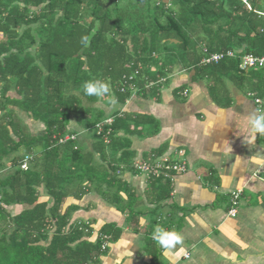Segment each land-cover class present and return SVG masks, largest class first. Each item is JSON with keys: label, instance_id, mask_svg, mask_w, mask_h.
Segmentation results:
<instances>
[{"label": "trees", "instance_id": "trees-1", "mask_svg": "<svg viewBox=\"0 0 264 264\" xmlns=\"http://www.w3.org/2000/svg\"><path fill=\"white\" fill-rule=\"evenodd\" d=\"M246 1L0 0V264H98L122 228L106 223L92 240V221H72L80 206L68 200L90 192L125 214L134 233L145 235L148 264H163L152 232L156 226L177 231L158 212L170 198L171 179L147 176L145 195L156 207L142 225L133 208L136 194L118 173L121 165L132 170L129 137L146 135L154 121L145 114L106 115L96 106L102 98L85 95L83 84L104 80L110 85L106 98L125 103L131 89L121 87L135 70L136 96L145 98L163 86L147 88L149 81L180 65L205 80L219 104L229 80L264 106V66L240 68L245 54L264 56V0ZM83 35L87 46L80 42ZM227 50L235 56L202 63ZM16 109L43 130L31 131ZM108 116L112 133L105 144L93 128ZM71 119L91 134L92 148L55 138L76 133ZM24 154L33 156L27 170L20 167Z\"/></svg>", "mask_w": 264, "mask_h": 264}, {"label": "crops", "instance_id": "crops-1", "mask_svg": "<svg viewBox=\"0 0 264 264\" xmlns=\"http://www.w3.org/2000/svg\"><path fill=\"white\" fill-rule=\"evenodd\" d=\"M193 75L176 65L157 95H135L125 103L104 97L96 106L106 115L126 112L152 117L154 123L146 135L129 137L130 163L163 156L186 162V170L172 176L170 198L158 211L163 219L170 217L183 237L174 248H162L163 264H264V141L259 134L253 139L248 123L258 105L253 96L229 80L222 84L219 104L211 97L208 83ZM229 100L230 105H223ZM16 111L31 131L43 130L42 123ZM70 127L81 145L92 148L90 133L73 119ZM119 175L136 194L133 208L140 212L141 224L146 225L153 217L151 209L156 207L145 195L147 177L130 169ZM237 190H242V196L236 216L231 217L229 200ZM70 204L80 206L72 221H92V240L106 223L122 228L120 238L109 245L98 264L150 262L144 250L145 235L127 227L126 215L100 195L90 192L81 200L70 198Z\"/></svg>", "mask_w": 264, "mask_h": 264}, {"label": "built area", "instance_id": "built-area-1", "mask_svg": "<svg viewBox=\"0 0 264 264\" xmlns=\"http://www.w3.org/2000/svg\"><path fill=\"white\" fill-rule=\"evenodd\" d=\"M245 3H247L246 0H243ZM249 6V5H248ZM250 7V6H249ZM261 14L264 15L263 12H260ZM235 52L232 50H227L225 52H220V53H212L206 57L203 58L202 63L208 64V63H217L220 60H222L224 57H233L235 56ZM264 66V56H255L253 54H245L241 58V63H240V68L241 69H250V68H256V67H262ZM139 70H135L133 75H130L129 77H125L124 82L121 87V92H126V89L130 87L131 89V96L136 95L137 88L135 84H133V79L134 77L138 74ZM169 76L165 77H160L158 81H149L147 84V88H152V86L156 83L158 84H164ZM182 94L186 96V91H183ZM253 96V94H250ZM129 97V98H130ZM254 97V96H253ZM128 98V99H129ZM127 99V100H128ZM126 100V101H127ZM254 100L256 104L258 105V108L262 111L263 110V101L260 98H255ZM113 123V117L108 116L104 118L102 121L97 122L94 125V130L96 133L102 137L103 142L105 144L110 143V136L112 133L111 130V125ZM57 138L59 143H65L68 140H76L78 138L77 133H67L63 136H55ZM32 155L30 154H24L23 160L20 164L21 169L27 170L29 167V163L32 160ZM187 168L186 162L185 161H173L170 159L168 156H163L160 158H155L153 161H148L145 159H138L135 160L134 162L131 163V169L137 173V174H143L146 177L147 176H164L166 178H172V176L176 173L184 172ZM125 169L124 165L120 166V170L118 171L121 172V170ZM5 169L0 167V174L4 172ZM242 196V190H237L233 193H231L230 200H229V209H228V215L231 217H235L237 214V210L240 204V199ZM105 247V245H104ZM189 254H186L188 256Z\"/></svg>", "mask_w": 264, "mask_h": 264}, {"label": "clouds", "instance_id": "clouds-1", "mask_svg": "<svg viewBox=\"0 0 264 264\" xmlns=\"http://www.w3.org/2000/svg\"><path fill=\"white\" fill-rule=\"evenodd\" d=\"M82 45L87 46L89 44V37L83 35L80 38ZM83 91L85 95L89 97L104 98L110 94V85L108 82L101 79H93L85 81L83 84ZM110 103L115 104V100H109ZM250 125V131L255 139L256 134L264 135V112L260 109H256L248 121ZM153 241L163 249H171L176 245L183 242L182 235L175 231L166 229L162 226H156L152 232Z\"/></svg>", "mask_w": 264, "mask_h": 264}]
</instances>
